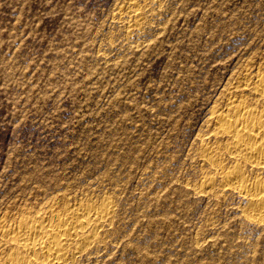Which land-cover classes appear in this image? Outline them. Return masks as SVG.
<instances>
[{
  "label": "rangeland",
  "instance_id": "374dc122",
  "mask_svg": "<svg viewBox=\"0 0 264 264\" xmlns=\"http://www.w3.org/2000/svg\"><path fill=\"white\" fill-rule=\"evenodd\" d=\"M263 72L264 0H0V264L20 218L104 203L65 264H264V167L214 122L264 114Z\"/></svg>",
  "mask_w": 264,
  "mask_h": 264
},
{
  "label": "bare ground",
  "instance_id": "6f19581e",
  "mask_svg": "<svg viewBox=\"0 0 264 264\" xmlns=\"http://www.w3.org/2000/svg\"><path fill=\"white\" fill-rule=\"evenodd\" d=\"M242 88H244V87H242ZM255 88H256V92L260 95V98H261V96L264 95V74L260 73L259 77L256 80V87ZM232 104L229 107L228 111L226 110L227 112H225V109H224V111L220 110L218 112V114L215 113V117H214L215 121L214 122H216V124H217L216 128H217L218 136H219V134L226 135L227 137H229L231 139V148H230L231 153L241 155V159L244 158L246 161H255L258 164H260L262 167H264V114H261L258 116V114L256 112V108L254 110V108H251L248 106L249 104L246 105L242 102L240 104H235V105H232ZM229 105H230V102H229ZM260 113H261V111H260ZM212 115L213 114H211V116ZM216 138H218V137H216ZM229 138L228 139L226 138V139L229 140ZM225 144H227V143H225ZM212 146H213V144H212ZM209 147H210V145H209ZM218 148H216V149H218ZM226 150H224V151H226ZM213 151L206 148L204 153H203V156L210 162V164L220 165L221 162H223V161H220L221 158L217 154H214L215 152L213 153ZM218 151H221V149L220 150L218 149ZM233 156H235V155H233ZM230 157H231V154H230ZM246 161L244 162L245 164H246ZM247 163L251 164V162H247ZM251 165H254V164H251ZM240 166H239V168H240ZM220 169H221V166H220ZM229 169H231V168H229ZM214 170H216V169H214ZM241 170H242V168H241ZM222 173H223L222 177H223V180L225 181V185H228V184L229 185H236V186H239L243 189H247V187L249 186V185L247 186V183H246L243 175L241 174V172L239 170H235V169L228 170V171L223 170ZM213 177H215V176H213ZM210 178H211V176H210ZM252 182H255V180H252ZM235 187L232 186V188H235ZM252 188L254 191H252V193L250 191V193L252 195L256 196L257 200L255 202H257V205H256V207H254L253 211H251L252 212L251 216H252V219L254 218L256 220L257 219L262 220V215H264V181L259 182V183H255ZM239 191H240V189H239ZM246 194H248V193H246ZM250 197H251V195H250ZM86 208H87V210H85ZM86 208L83 209L82 213L77 212L76 214H73L74 212H72V210H70L69 206H66L65 209H67V211L70 210L69 212H71V213L66 212V216L64 214V217H63V215H62V217L59 216V214L57 217H56V215L54 216V214H57V212L56 213L53 212L56 209L52 211L54 214L52 212H50V215H48L49 217H47L46 219L45 218L44 219H36L35 214H34V218L31 216H26V217L22 216L23 218H20L18 220L17 224L11 230L8 231V233L11 234V237L14 240L13 242H15V244H16V246H15L16 250L14 252H12L8 257H6L7 259H6L5 264H34L35 261L33 260L34 261L33 262L31 260L30 255H27V254H32L36 258V260H40L42 262H45L46 264H62V263L65 264L64 260H66V255L68 253L67 252V248H68L67 244H69V245L72 244V243L70 244L69 243L70 241H68V240L72 239V237L76 238V236L80 235L82 237V239L80 238L81 243L78 242L77 244H79V245L83 244V242H85L86 239L88 238L86 235L83 234V233H85V232H83V229L85 228L86 225H88L90 222H92L91 220L93 219V217L100 220V218L105 219V217L107 218V215L111 214L110 205L107 203H104L101 206L97 205L96 208L91 207V206H88ZM77 211H79V210L77 209ZM46 212H49V211H46ZM37 214H38V212H37ZM77 214H79V215H77ZM74 215H75V217H74ZM41 217L42 216H40V218ZM93 221H94V219H93ZM100 223H101V221H100ZM92 224H94V223H92ZM100 226H102V225H100ZM96 228H98V227H96ZM87 229H89V228H87ZM10 234H9V236H10ZM92 236H89V237H92ZM89 240H90V238H89ZM11 242H12V240H11ZM66 242H68V243H66ZM15 244H13V245H15ZM86 246L87 245H85V247ZM82 247H83L82 245L78 246L79 249H81ZM69 249H70V247H69ZM67 256H69V254ZM1 260L4 261L3 259H1Z\"/></svg>",
  "mask_w": 264,
  "mask_h": 264
}]
</instances>
